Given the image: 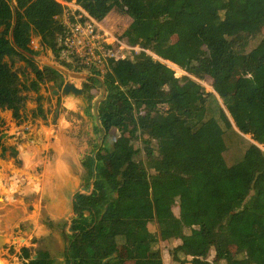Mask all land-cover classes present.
Segmentation results:
<instances>
[{"label":"trees","instance_id":"16d2710c","mask_svg":"<svg viewBox=\"0 0 264 264\" xmlns=\"http://www.w3.org/2000/svg\"><path fill=\"white\" fill-rule=\"evenodd\" d=\"M75 2L97 20L112 10L130 17L122 37L141 50L109 59L103 74L74 66L58 57L62 4L0 0V111L20 122L28 92L40 104L41 83L59 76L31 57L38 36L54 62L100 82L94 132H119L110 149L89 140L80 161L89 190L74 194L71 220L54 226L76 231L65 232L70 264H163L161 242L171 264H264V49H248L264 38V0ZM17 156L0 130V157L20 164ZM194 158L202 162L188 169ZM21 253L19 264H63L44 249L35 259Z\"/></svg>","mask_w":264,"mask_h":264},{"label":"rangeland","instance_id":"374dc122","mask_svg":"<svg viewBox=\"0 0 264 264\" xmlns=\"http://www.w3.org/2000/svg\"><path fill=\"white\" fill-rule=\"evenodd\" d=\"M110 12L112 14L104 21L108 31H112L114 26L117 31L123 30L131 21L128 16L116 18L113 13H119L117 10ZM194 34L203 39L201 33ZM32 46L36 54L31 57L37 66L54 67L60 74L54 81L41 83L38 92L42 96L40 104L37 103V94L32 90L28 92L20 122L12 119L9 111H0L1 140L6 146L16 147L20 160L17 164L14 158L0 157V264H19L23 260L21 248L30 249L31 259L36 258V249H44L63 264H70L67 253L70 237L65 232L71 235L76 231L70 223L66 231L54 226L71 220L74 194L89 190L84 185L80 164L83 156L91 150L89 140L94 139L96 144L110 149L119 132L112 129L104 137L93 130L94 122L98 124L93 116H97L99 99H91L92 96H102L104 92L98 80L89 79L90 72L74 71L54 62L52 51L39 44L38 36L32 37ZM253 48L264 49L262 35L250 42L248 49ZM167 64L176 75L183 73L176 66ZM237 76L238 72H235L233 77ZM99 79L102 80L101 77ZM65 84H73L81 92H64ZM204 86L214 93L209 84L204 83ZM249 91L247 77H242L241 92ZM144 121L141 113L137 124ZM129 126L132 127L133 123ZM201 162V158H194L187 161L186 166L191 169ZM142 211L146 217L152 215L149 207ZM173 212L178 215V208L174 207ZM48 220L53 222V227L48 225ZM149 227L154 230L152 221ZM158 256L163 264H171L166 242L160 243ZM214 256L215 250L211 248L208 259Z\"/></svg>","mask_w":264,"mask_h":264},{"label":"built area","instance_id":"2783aa9c","mask_svg":"<svg viewBox=\"0 0 264 264\" xmlns=\"http://www.w3.org/2000/svg\"><path fill=\"white\" fill-rule=\"evenodd\" d=\"M63 5L60 17L61 32L57 38L59 59L85 69H98L102 74L109 59H123L137 51V46L127 44L123 30L106 29V16L97 20L76 4L75 0H57ZM123 19L122 13H113ZM86 72V71H85Z\"/></svg>","mask_w":264,"mask_h":264},{"label":"water","instance_id":"95a60500","mask_svg":"<svg viewBox=\"0 0 264 264\" xmlns=\"http://www.w3.org/2000/svg\"><path fill=\"white\" fill-rule=\"evenodd\" d=\"M63 90H64V92L71 91L73 94H79L81 92V90L79 88H76L73 84H65L63 87ZM262 149H264V148H262Z\"/></svg>","mask_w":264,"mask_h":264},{"label":"bare ground","instance_id":"6f19581e","mask_svg":"<svg viewBox=\"0 0 264 264\" xmlns=\"http://www.w3.org/2000/svg\"><path fill=\"white\" fill-rule=\"evenodd\" d=\"M110 14H112V12H109V13L106 15V17H105V18H107L108 16H110Z\"/></svg>","mask_w":264,"mask_h":264}]
</instances>
